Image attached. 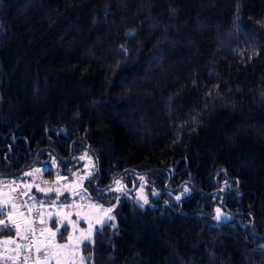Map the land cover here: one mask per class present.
Returning a JSON list of instances; mask_svg holds the SVG:
<instances>
[{
  "label": "trees",
  "instance_id": "obj_1",
  "mask_svg": "<svg viewBox=\"0 0 264 264\" xmlns=\"http://www.w3.org/2000/svg\"><path fill=\"white\" fill-rule=\"evenodd\" d=\"M84 152L99 204L118 180L161 191L122 200L87 264H264V0H0V179L22 200L25 255L26 210L36 250L41 219L17 177Z\"/></svg>",
  "mask_w": 264,
  "mask_h": 264
},
{
  "label": "rangeland",
  "instance_id": "obj_2",
  "mask_svg": "<svg viewBox=\"0 0 264 264\" xmlns=\"http://www.w3.org/2000/svg\"><path fill=\"white\" fill-rule=\"evenodd\" d=\"M77 161L79 166L76 163L68 173H61L56 158H52L48 165L35 167L17 177V183L20 182L17 191L25 192L24 199L40 211L39 248L45 260L38 264H87L84 248L93 245L94 234L101 228L116 227L114 210L122 200L145 209L153 206L151 200L161 195L159 189L149 187L143 178L133 193H126L122 181L118 180L112 189L118 198L111 205H101L90 199L82 188L83 183L95 175L94 157L84 152ZM48 171L52 172L53 180L43 175ZM189 194L184 188L172 197L180 201ZM218 210L214 211L213 222L229 221L231 217ZM0 220L8 225L0 224V264H29L24 254V234H21L27 229V218L10 179H0ZM10 229L12 234L6 235Z\"/></svg>",
  "mask_w": 264,
  "mask_h": 264
},
{
  "label": "built area",
  "instance_id": "obj_3",
  "mask_svg": "<svg viewBox=\"0 0 264 264\" xmlns=\"http://www.w3.org/2000/svg\"><path fill=\"white\" fill-rule=\"evenodd\" d=\"M22 194L23 193L20 192V195H22ZM26 212L30 218L31 230L25 239L26 245L28 248V252L25 255V260L29 264H38L39 262H41L44 259L43 254L38 253L36 250V244H37V240L39 237V233L37 230L38 229L37 228V222H38L37 219L38 218H37L35 209L28 208L26 210Z\"/></svg>",
  "mask_w": 264,
  "mask_h": 264
},
{
  "label": "snow or ice",
  "instance_id": "obj_4",
  "mask_svg": "<svg viewBox=\"0 0 264 264\" xmlns=\"http://www.w3.org/2000/svg\"><path fill=\"white\" fill-rule=\"evenodd\" d=\"M38 190H41V191H51V189H49V190H44V189H38ZM58 191V190H57ZM177 199H179V197H177ZM107 211H111V209H108ZM219 211V210H218ZM109 219H112V217H109ZM0 224H4V221H2V220H0ZM4 227H8V225L7 224H4ZM16 227H17V230H19V225H16ZM52 236H55V233L53 232L52 233ZM38 245H39V241H38ZM61 247H67V246H61ZM40 251V248H39V246L37 247V252H39Z\"/></svg>",
  "mask_w": 264,
  "mask_h": 264
},
{
  "label": "water",
  "instance_id": "obj_5",
  "mask_svg": "<svg viewBox=\"0 0 264 264\" xmlns=\"http://www.w3.org/2000/svg\"><path fill=\"white\" fill-rule=\"evenodd\" d=\"M133 190H134V189H133V188H131L130 190H127V191L130 193V192H132Z\"/></svg>",
  "mask_w": 264,
  "mask_h": 264
}]
</instances>
